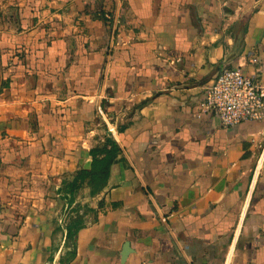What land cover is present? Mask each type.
<instances>
[{
  "label": "crops",
  "instance_id": "crops-1",
  "mask_svg": "<svg viewBox=\"0 0 264 264\" xmlns=\"http://www.w3.org/2000/svg\"><path fill=\"white\" fill-rule=\"evenodd\" d=\"M224 65L264 85V0H0V264L60 263L58 189L109 139L70 264H264V119L201 107Z\"/></svg>",
  "mask_w": 264,
  "mask_h": 264
},
{
  "label": "built area",
  "instance_id": "built-area-1",
  "mask_svg": "<svg viewBox=\"0 0 264 264\" xmlns=\"http://www.w3.org/2000/svg\"><path fill=\"white\" fill-rule=\"evenodd\" d=\"M252 62H258L257 57ZM203 112L218 118L226 126L264 119V85L257 76L248 74L240 65H224L207 87L201 103ZM100 114L104 117L102 107ZM118 125H109V134H115ZM66 225V220H60Z\"/></svg>",
  "mask_w": 264,
  "mask_h": 264
},
{
  "label": "trees",
  "instance_id": "trees-1",
  "mask_svg": "<svg viewBox=\"0 0 264 264\" xmlns=\"http://www.w3.org/2000/svg\"><path fill=\"white\" fill-rule=\"evenodd\" d=\"M126 126L122 125V131ZM122 148L113 139H109V146L95 153L94 162L89 169L80 168L73 175L63 179L58 189L59 198L65 203L66 207H71L72 214L66 222L65 227L59 223L60 228L65 232V251L61 254L59 264H70V261L78 253L77 238L81 229L87 227L97 218V210L88 204L78 202L80 196L88 191L90 196L100 194L108 185L112 165L122 154ZM63 216V215H62ZM90 217H92L90 219Z\"/></svg>",
  "mask_w": 264,
  "mask_h": 264
},
{
  "label": "rangeland",
  "instance_id": "rangeland-1",
  "mask_svg": "<svg viewBox=\"0 0 264 264\" xmlns=\"http://www.w3.org/2000/svg\"><path fill=\"white\" fill-rule=\"evenodd\" d=\"M57 197V196H56ZM59 199V197H57ZM61 200V199H59ZM65 208V209H64ZM63 209V210H62ZM61 210H60V213H59V218L60 219H65L66 221L69 219V217L74 214L75 212H73V209L71 207H63ZM63 215V216H62Z\"/></svg>",
  "mask_w": 264,
  "mask_h": 264
},
{
  "label": "water",
  "instance_id": "water-1",
  "mask_svg": "<svg viewBox=\"0 0 264 264\" xmlns=\"http://www.w3.org/2000/svg\"><path fill=\"white\" fill-rule=\"evenodd\" d=\"M131 249L129 247V244H126V246L124 247V251L122 253V261H125L130 253Z\"/></svg>",
  "mask_w": 264,
  "mask_h": 264
}]
</instances>
